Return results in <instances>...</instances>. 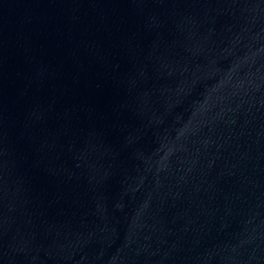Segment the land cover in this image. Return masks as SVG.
Returning a JSON list of instances; mask_svg holds the SVG:
<instances>
[{"label": "water", "instance_id": "1", "mask_svg": "<svg viewBox=\"0 0 264 264\" xmlns=\"http://www.w3.org/2000/svg\"><path fill=\"white\" fill-rule=\"evenodd\" d=\"M0 264H264V0H0Z\"/></svg>", "mask_w": 264, "mask_h": 264}]
</instances>
